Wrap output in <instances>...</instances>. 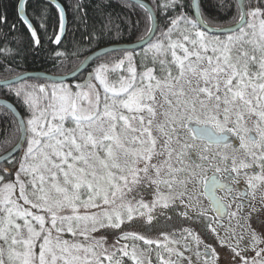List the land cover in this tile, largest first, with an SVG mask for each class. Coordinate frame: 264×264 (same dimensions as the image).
I'll return each instance as SVG.
<instances>
[{
	"label": "snow or ice",
	"instance_id": "1",
	"mask_svg": "<svg viewBox=\"0 0 264 264\" xmlns=\"http://www.w3.org/2000/svg\"><path fill=\"white\" fill-rule=\"evenodd\" d=\"M46 2L61 46L68 9L82 5ZM125 3L135 22L109 15L70 53L54 52L64 74L0 83V264H153V254L157 264H220L201 234L219 239L225 219L247 232L220 239L233 264H264V232L250 223L264 210L253 203L264 191V0H210V11L204 0ZM20 19L38 46L26 8ZM47 19L42 9L45 31ZM18 55L0 49L6 73ZM193 150L203 163H185Z\"/></svg>",
	"mask_w": 264,
	"mask_h": 264
},
{
	"label": "trees",
	"instance_id": "2",
	"mask_svg": "<svg viewBox=\"0 0 264 264\" xmlns=\"http://www.w3.org/2000/svg\"><path fill=\"white\" fill-rule=\"evenodd\" d=\"M67 8L68 3L79 2L82 5L80 14L77 15L72 9L67 12V30L62 39V45H55L52 41L54 29L57 26V18L55 9H53L46 0H28L25 8L30 21L36 26L39 37V45L33 43V38L27 27L22 23L18 14V5L21 0H0V17H6V23H0V49L8 48L13 52H18L16 61L11 62L8 66L14 71L6 73L4 71L5 63L3 57L0 56V81L4 79L14 78L16 75L24 73H47L62 75L64 72L54 66V52L59 49L61 51L71 52L74 44L83 41L84 37L92 31L94 27L99 28L105 21L107 16H111L114 20L123 23V20L130 18L133 22L139 19L138 13L131 12L126 6L125 0H56ZM151 3L152 0H145ZM210 0H204V8L211 10L208 5ZM42 9L48 14L47 31L41 29L37 24V18ZM14 26V28H13ZM86 43V41H84ZM119 44H101L96 50ZM95 48V45L93 46ZM72 65L69 63L68 67ZM0 99L9 101V97L0 91ZM6 109L0 105V137L5 134L4 114ZM4 148L0 147V156L4 154ZM118 231V230H117ZM117 236L110 234L107 236V242L115 243ZM123 241H121L122 243ZM153 264H157L155 254L152 255ZM131 264V262H128Z\"/></svg>",
	"mask_w": 264,
	"mask_h": 264
},
{
	"label": "rangeland",
	"instance_id": "3",
	"mask_svg": "<svg viewBox=\"0 0 264 264\" xmlns=\"http://www.w3.org/2000/svg\"><path fill=\"white\" fill-rule=\"evenodd\" d=\"M163 159H164V157H157L153 160V163H159ZM255 195H256L255 204L257 203V206H259V203L257 201H258V198H259V200H261V196H264V191L261 192V190L258 189L256 191ZM201 204L203 207L207 208V204L205 203V201L202 197H201ZM263 209H264V204H263ZM259 215H260V223H257L255 220L250 221V223H251V226L253 228L257 229L260 232H264V210H262L259 213ZM229 223H231V228L229 227ZM241 223H243V222H241ZM223 224H224L223 228H220L217 225H214V226H217V231L220 234L219 239L217 238V236L212 234L210 232V230L207 232V234H201V235H202V239L204 240L205 243L211 244L213 247L216 248L217 252L219 253V255L221 257L220 264H233L232 253H231L230 249L227 247L226 244L221 245L220 239H223L225 242H227L230 239H232L233 231H235V233L237 235H239L241 233H244L245 235H247V232H246V229L241 228L240 226L237 225V221L235 219H232L231 222H229V220H228V221L224 222ZM66 238H70V236L66 234ZM232 242L234 244L235 240H232ZM244 243H245V241H241V246H243ZM108 244L111 245L110 242H108ZM185 255H191V253L186 251ZM249 255H254V253L250 252ZM193 260H194V264H195V258L194 257H193ZM184 264H187V261H185ZM235 264H240L238 259L235 261Z\"/></svg>",
	"mask_w": 264,
	"mask_h": 264
},
{
	"label": "flooded vegetation",
	"instance_id": "4",
	"mask_svg": "<svg viewBox=\"0 0 264 264\" xmlns=\"http://www.w3.org/2000/svg\"><path fill=\"white\" fill-rule=\"evenodd\" d=\"M162 142L163 141H162V138H161V143ZM231 143H232L233 147H238L239 146V141H238V139L236 137H232L231 138ZM213 150L215 151V148H213ZM195 162L203 163V161H199L198 150L191 151L189 153L188 157H186V160H185L186 164H194ZM256 171H258V169H256ZM208 175L209 176L212 175V170H209ZM237 187L240 188L243 191L244 189H246L247 186H246L245 182L243 180H241L240 184L237 185ZM151 192H152L151 188H147V187L145 188V199L146 200L152 198ZM217 194L220 195V196H225V193L222 192V191H218ZM202 198L204 199L205 203L207 204V207H209V202L207 201V199L204 198V197H202ZM225 198L227 199V197H225ZM257 202L259 203V206H257V203L255 204V200L253 201V203L255 204L256 208L257 209H263L262 200H259V198H258ZM209 214L213 215V216L215 215V213H213V212H210ZM226 221H228V220L227 219L223 220V223L226 222ZM180 223H181V220L174 216L173 221L170 222L167 225V227L169 229H173V225H175V228L178 229L179 226H180ZM153 235H154V238H155L156 234H153Z\"/></svg>",
	"mask_w": 264,
	"mask_h": 264
},
{
	"label": "water",
	"instance_id": "5",
	"mask_svg": "<svg viewBox=\"0 0 264 264\" xmlns=\"http://www.w3.org/2000/svg\"><path fill=\"white\" fill-rule=\"evenodd\" d=\"M28 1V0H27ZM58 2V1H56ZM146 2V1H145ZM25 14V0H21L20 4H19V15H24ZM27 18L29 19V17L27 16ZM30 20V19H29ZM63 39V38H62ZM130 47V46H134V45H130V44H119V45H111L108 46L107 48H113V47ZM104 48L99 49L97 51H102ZM24 74H28V75H50L47 73H39V72H33V73H24ZM14 79V78H12ZM3 81H0V83H2ZM6 102H8V100L5 99H0V105L3 106ZM6 153H4L3 155H5ZM3 155L0 156V162H3Z\"/></svg>",
	"mask_w": 264,
	"mask_h": 264
}]
</instances>
